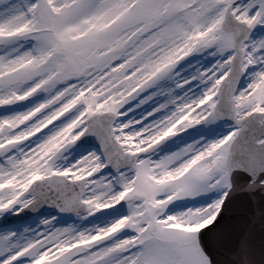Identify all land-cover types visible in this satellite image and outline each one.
Returning <instances> with one entry per match:
<instances>
[{
  "label": "snow or ice",
  "instance_id": "obj_1",
  "mask_svg": "<svg viewBox=\"0 0 264 264\" xmlns=\"http://www.w3.org/2000/svg\"><path fill=\"white\" fill-rule=\"evenodd\" d=\"M0 264H264V0H0Z\"/></svg>",
  "mask_w": 264,
  "mask_h": 264
}]
</instances>
